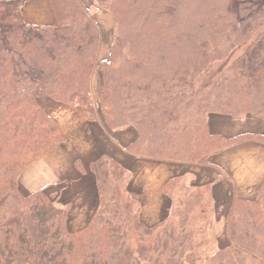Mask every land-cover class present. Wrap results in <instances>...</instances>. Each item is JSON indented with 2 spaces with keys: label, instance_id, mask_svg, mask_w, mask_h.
I'll return each mask as SVG.
<instances>
[{
  "label": "trees",
  "instance_id": "1",
  "mask_svg": "<svg viewBox=\"0 0 264 264\" xmlns=\"http://www.w3.org/2000/svg\"><path fill=\"white\" fill-rule=\"evenodd\" d=\"M47 1L54 23L34 25L21 16L23 0H0V264H180L194 246L183 221L149 227L137 215V241H126V202L137 204L126 188L130 172L106 154L89 164L99 204L77 231L67 229V210L43 190L18 193L20 173L64 140L36 99L77 106L84 120H96L88 107L95 77L104 124L134 128L125 150L144 157L208 164V155L226 146L264 142L261 134H212L206 123L211 113L264 119V0H110L104 60L83 2ZM238 48L227 67L202 80ZM22 210L35 222V238L24 223L15 238L6 223V214ZM224 224L228 244L207 264H264V186L252 200L233 195Z\"/></svg>",
  "mask_w": 264,
  "mask_h": 264
},
{
  "label": "crops",
  "instance_id": "2",
  "mask_svg": "<svg viewBox=\"0 0 264 264\" xmlns=\"http://www.w3.org/2000/svg\"><path fill=\"white\" fill-rule=\"evenodd\" d=\"M21 16L26 23L50 25L54 16L47 0H23ZM107 56L100 55V60ZM40 106L58 122L65 140L52 145L43 157L27 167L18 179L21 195L43 190L60 208L67 210L69 231L83 228L99 204L94 174L89 164L106 154L130 172L127 191L138 204V218L146 226L169 219L175 198L165 184L178 178L194 188L210 187L215 210L219 211L220 241L228 244L225 218L233 195L252 200L264 186V142L246 140L208 155V164L179 162L134 155L125 146L136 137L132 127L110 130L100 117L88 121L78 112L48 97L37 98ZM208 131L224 137L253 133L264 135V119L246 114L229 116L211 113L206 117ZM80 162L83 171L76 166ZM218 248V249H219Z\"/></svg>",
  "mask_w": 264,
  "mask_h": 264
},
{
  "label": "rangeland",
  "instance_id": "3",
  "mask_svg": "<svg viewBox=\"0 0 264 264\" xmlns=\"http://www.w3.org/2000/svg\"><path fill=\"white\" fill-rule=\"evenodd\" d=\"M81 1L88 10V13L92 15V18L95 20L99 28L100 43H99V51H98V60H100V55L101 57L105 55L108 58L109 47L112 38V27H113L112 17L108 9L110 0H81ZM137 35L138 33L135 34V36ZM242 51L243 48H238L234 50L227 58L215 62L212 65V67L208 70V72L203 75L202 80L206 81L212 79L217 72L227 67V65H229ZM39 97H43V96H39ZM88 97H89L88 107L93 109V111L97 115V118L98 117L101 118L98 98L95 89V77L93 76L91 78L90 91L88 93ZM58 103L64 104L70 108L75 109L76 111L78 110L77 106L69 105L62 102H58ZM189 106H191V103H189L188 107ZM53 120L56 122L58 130L62 134L65 140V136L63 132H61L58 122L55 119ZM16 128H18V123L11 125L10 128L8 129V133H12L13 130ZM35 161L30 162L28 166H30ZM27 167L20 173L18 179L23 175ZM18 179H17V183H18ZM169 189L171 193H173L175 198V208L173 210L172 216L169 218L168 221L173 222L174 224H178L180 221H183L185 228L192 232V237H193L192 240L194 243L193 248L188 250L184 254L180 264H207L208 257L225 243L224 240L220 241L219 238L221 231L220 226L217 223L218 221L217 217L219 215V211L215 210V206L211 198L210 187L208 186V187L194 188L188 184L187 179L178 178L174 182H172ZM15 200L17 201V199ZM126 203H127L126 204L127 210L125 212L126 241H129L131 245H135L137 241V235L133 227L136 221L135 218L138 215V204L129 203L128 200ZM21 220H23V222ZM6 223L11 227L15 238L19 232V228L22 223H24L25 226H27L28 232L32 236H34V238L36 237L35 222L30 218L29 214L24 210H22L18 215L10 216L9 214H6ZM148 239H149L148 246L150 248L153 238L151 237ZM140 264H144V263H140Z\"/></svg>",
  "mask_w": 264,
  "mask_h": 264
}]
</instances>
